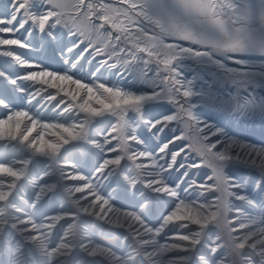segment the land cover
I'll return each instance as SVG.
<instances>
[{
    "label": "snow or ice",
    "instance_id": "6c2138e0",
    "mask_svg": "<svg viewBox=\"0 0 264 264\" xmlns=\"http://www.w3.org/2000/svg\"><path fill=\"white\" fill-rule=\"evenodd\" d=\"M9 5L12 11L0 18V33L14 35L23 29L31 36L38 31L53 45L60 67L33 63L12 50L3 52L28 71L17 79L0 71V77L13 85L18 79L32 82L35 91L23 86L19 91H27V101L40 106L33 113L12 108L0 98V107L7 110L0 119V252L7 255V264H264V147L243 144L194 111L208 106L264 120V0H9ZM13 45L31 47L23 39L0 36V46ZM90 52L107 59L87 72L85 82L81 62ZM150 64L155 66L149 68ZM105 66L122 68L143 87L98 82L93 73ZM209 66L220 82L232 86L231 92L222 96L211 87L198 89L196 82L202 77L184 76L185 69L195 73ZM68 85H74L75 91L66 90ZM49 101H55L53 107L63 104L62 112L68 113L64 122H45L41 117L40 109ZM73 109L78 110L75 119ZM154 111L160 115L145 119ZM129 113L135 114L132 120L126 119ZM105 117H115L116 122L97 120ZM137 120L154 129L153 135L173 122L183 123L185 129L195 122L198 135L191 141L182 130L155 154L138 151L132 143L144 141L133 126ZM93 123L108 125L100 129L105 133L102 139L89 135ZM185 139L190 142L169 151L170 144ZM82 144L92 145L100 155L105 151L116 155L95 164L89 175L75 163L60 164L61 149L72 150L65 145ZM242 144L248 151L231 150L232 145ZM181 153L185 155L178 163ZM193 153L199 161L186 165ZM142 159L151 164L137 163ZM122 161H130L136 174L128 171L127 164L121 167ZM41 162H51L48 167L56 163L61 179L82 182L65 186L69 194L82 195L71 210L38 222L34 218L38 206L61 188L59 181H44L51 175L46 169L34 178L33 170ZM202 166L210 170L206 179L211 183H188L210 196L203 203L182 199L178 189L189 176L188 168ZM236 166L258 168L255 194L241 183ZM147 167L153 171L144 172ZM65 168L72 171L65 173ZM229 168L234 169L231 174ZM180 169L184 171L173 179L170 173ZM113 177L118 186L126 182L133 198L139 193L136 210L119 208L103 194L101 180ZM28 185L33 192L26 199ZM165 197L174 198V206L167 214L160 213L156 225L150 224L153 205H167ZM238 202L258 211L246 212ZM83 217L103 223L96 225ZM166 230L175 234L171 242L161 244L157 238ZM98 237L121 240L130 250L119 253L114 246L98 242Z\"/></svg>",
    "mask_w": 264,
    "mask_h": 264
},
{
    "label": "rangeland",
    "instance_id": "374dc122",
    "mask_svg": "<svg viewBox=\"0 0 264 264\" xmlns=\"http://www.w3.org/2000/svg\"><path fill=\"white\" fill-rule=\"evenodd\" d=\"M115 2V0H113ZM8 5L6 8L5 6ZM12 11L9 0H0V18H5L6 13H10ZM27 27V26H26ZM61 31L66 32L65 29H61ZM0 36L3 38H20L23 39L31 44V47L28 49H23V51L20 52L19 55H21L22 58L30 60L35 63H43L45 66H48L49 68L51 66L54 67H60L59 60L57 59L56 54L53 52V45L49 44L47 40H45L38 31L32 32L31 36H28L27 33L23 29L13 34L8 33H0ZM93 40H95V36L91 37ZM71 39V38H67ZM66 39V42H67ZM173 42V41H169ZM7 48L6 46H0V71L5 72V74H8L14 79H17V77L22 76L28 71L27 69H24L19 66V64L10 58H6L3 55L2 49ZM83 47V45L81 46ZM110 51V50H109ZM93 56H95L94 53H89L85 56L84 61L81 63L84 64L85 67V73H83L85 77V82H88L87 72L91 71L95 67L99 66V61L107 59L106 55H99L95 56L93 59ZM85 61H90V64L85 63ZM112 63V61H109V64ZM154 64H150L148 67L152 68L154 67ZM195 67V66H194ZM121 72H123L122 68H107L105 66L101 69L100 73H93V75L97 78L98 82H104L107 83L108 86H117V87H143V85H136L134 83L133 77L130 76L127 72H123V76H121ZM193 75H198L202 77L201 79H198L196 84L198 89H203L204 91H208L211 87L214 89L217 93L221 94L222 96H225L229 92L232 91L231 85H225L222 82H220L215 74V70L212 69L210 66L207 68H198L197 72H191L188 69L184 70V76L188 79H191ZM32 83H27V81L23 80H17L16 85H10L6 83V80L4 78L0 77V98H3L7 103H9L10 107L15 109H23L28 110L30 112H35L38 108H40L39 105H36L35 101H32L29 103L26 99V96L28 95V92H21L19 91V88L21 86L25 87L26 89H29L31 91H35V88H30V85ZM262 94V93H258ZM68 98V97H67ZM60 97L57 98L59 100ZM69 99V98H68ZM69 102H71L69 100ZM54 103L52 104L51 101L47 102L45 106L40 109V115L41 117L48 122H55L60 121V119H63L65 116L68 115V113H63L62 109L63 107H60L61 105H57L53 107ZM167 108H171L172 106H166ZM77 109H73L72 113L75 119V113L77 112ZM196 114L207 123H210L212 125H215L216 127L223 128L229 136L235 137L238 140H242L246 142L247 144L254 145L256 148H262L264 147V120H261L260 118H241L235 114H232L230 112L224 111L220 108H214V107H208V106H202L198 107L194 110ZM7 112L6 109L3 107H0V119L4 118L5 113ZM166 114H171L170 112ZM159 111H154L150 114H146L145 119L150 118L151 116H159ZM135 114L129 113L128 117L126 119L132 120L134 118ZM84 114H79V119H83ZM108 120L111 119L112 123L116 122L115 117H105V118H97V120ZM72 122V121H69ZM134 127L137 129V135L144 141L143 144H135L132 143V147L138 151H150L154 154L158 152L159 146L162 145V143L167 142L170 138H174L176 135H180L181 131L184 130V134L190 138L191 141H195L197 137V130L195 122H189V127L185 129V125L183 123L177 124L176 122H173V124L169 125L168 128L164 130L163 133H159L156 135H153L155 133V130H149L142 122L136 121L133 124ZM107 124H97L93 123V125L89 129V135L94 136L98 139H102L104 132H101V128H107ZM213 141L217 139V137L213 136L211 137ZM223 139V138H221ZM189 139L185 140H179L177 144L171 146L169 145V151H175L178 150L181 146H184L190 142ZM116 141H112V146H115ZM221 146L218 145V148ZM65 148L72 149L71 151L64 152V149H61V156L63 159L60 160L61 163H65V161H69L71 163H75L77 169L82 172L85 175H89L93 172V166L97 164L98 162H102V159L105 158H111L116 153L107 152L105 151L104 154L100 155L99 150L95 149L90 144H82L81 147L78 148H72V145H65ZM235 148V147H234ZM185 155V153H181V156L177 158L178 163L181 161V158ZM199 161V158L195 156V154H189L188 159L184 162H187L186 165H190L188 163H194ZM51 162H41L34 168V178L35 174H39L40 176H43V171L46 169L48 170L51 175L50 177H43L44 181H47L48 183H54L59 181L61 184V188L58 190V193L56 195H51L49 197H46L42 202L41 205L38 206V210L34 213V218L37 219V221L43 220L44 216L50 215L52 213H57L60 211H69L74 207L73 201V195L69 194L66 191L65 183H68L69 187H72L76 185V182H73L71 180L67 179H61L59 176V167L56 163H52L51 167H48V164ZM160 163H164L163 160L160 161ZM125 164H127L128 171L135 175L136 169L134 165L130 161H122L121 167H124ZM258 164V163H257ZM79 167V168H78ZM66 171H72L71 168H65ZM233 168H229L228 171L231 174L233 171ZM236 170L238 171V176L240 177L241 183H244L250 191L255 194L256 188L254 187L256 184L260 181V173L258 168H251V167H244V166H236ZM145 171V169H144ZM184 169L180 170H173L170 175L173 179L180 176V173L183 172ZM189 176L187 180L183 184L180 185V188L178 191L180 192V197L182 199H185L187 201H198L200 203L205 202V197L210 196L209 193H201V191L198 188L191 187L188 183L190 180H195L197 184L205 182L206 174H210V170L202 166L199 169H192L188 168ZM125 174H128L126 172ZM169 175V174H166ZM198 176H201L200 179L197 180ZM122 179V177H121ZM211 183V181H209ZM102 192L105 194L110 200H112L113 203L116 204L119 208H125L129 210H136V204L139 201V193L137 192L135 195V198H133V190L126 188V182L122 185H117L115 183V177H113L110 181L105 182L101 180ZM137 188H140V185H137ZM26 195V199L32 195L33 188L32 185H28L24 189ZM77 195H82L81 193H78ZM165 200L168 201L167 205H162V203H155L153 205L152 213L149 216V223L156 225L157 224V217L160 215V213L167 214V211H170L172 209V201L174 198L172 197H165ZM238 204L245 209L246 212H253L255 214V211L248 208L246 205H243L242 202H238ZM174 206V205H173ZM28 210V209H26ZM31 211V210H29ZM83 219L94 222L96 225H100L103 222L99 220H95L93 217H83ZM60 224H66V221H60ZM59 227V226H58ZM195 227V226H193ZM113 232H123L124 230L119 229H112ZM172 234H175L173 232H167L165 234H162L161 237H158L157 239L161 244L165 242H171L170 236ZM98 242L103 244H109L114 246L115 250H117L119 253H124L129 251L130 249L126 246L125 243H123L121 240H108L104 238L98 237ZM128 243H132L131 239H129ZM0 261L3 262V264H7L8 257L5 253L0 252Z\"/></svg>",
    "mask_w": 264,
    "mask_h": 264
},
{
    "label": "bare ground",
    "instance_id": "6f19581e",
    "mask_svg": "<svg viewBox=\"0 0 264 264\" xmlns=\"http://www.w3.org/2000/svg\"><path fill=\"white\" fill-rule=\"evenodd\" d=\"M7 48H4V49H2V52H5V51H7V50H12V51H14L16 54H20V52L21 51H23V48H19L18 46H15V45H13V46H6ZM25 50V49H24ZM21 56V55H20ZM4 57H6V58H10V59H12V60H15L13 57H9V56H5L4 55ZM30 61V60H29ZM32 62V61H31ZM33 63H35V62H33ZM50 68H52V69H55V68H58V67H54V66H51ZM26 74V73H25ZM6 76H9L8 74H6ZM11 77V76H10ZM3 78V77H2ZM12 78V77H11ZM12 79H14V78H12ZM4 80H6V83L7 84H10V85H13L11 82H10V80H7V79H5L4 78ZM27 83H32V82H30V81H27ZM38 87V86H37ZM66 90H68V91H75V86L74 85H68L67 87H66ZM49 91H52V92H54L55 90L54 89H49ZM61 95H63V93H61ZM81 95H82V93H81ZM59 97V96H58ZM57 97V98H58ZM69 98V97H68ZM67 97H65V99L66 100H70V98L68 99ZM79 102V101H78ZM51 103L53 104L54 103V101H51ZM60 107H63V104H61V106ZM62 122H64L63 121V119H60ZM204 121V120H203ZM45 122H48V121H45ZM210 124V123H209ZM47 138V137H46ZM179 140H177V141H175V143H173V144H170L171 146H173V145H175V144H177V142H178ZM241 142H243V144H247L246 142H244V141H242V140H240ZM243 144L241 145V146H237V145H232L231 146V150L232 151H248V149H246V148H244L243 147ZM235 147V148H234ZM255 159H256V162L259 164L260 163V157H255ZM198 162V161H197ZM137 163H144V164H146V165H150L151 164V161L150 160H139V161H137ZM61 164H63V163H61ZM185 164H187V162H185ZM188 164H192V163H188ZM77 168V167H76ZM79 168V167H78ZM191 168V167H190ZM192 169H194V168H192ZM153 171V169L151 168V167H147V168H145V171L144 172H152ZM71 172V171H70ZM65 173H69V171H66ZM43 175V174H42ZM47 177H50V176H47ZM144 179H148L149 177H147V176H145V177H143ZM201 178V176H198V178H197V180L198 179H200ZM73 182H76V185H78V184H80V183H82V182H80V181H73ZM205 182H207V183H210L209 181H205ZM65 186H67V187H69L68 186V183H65L64 184ZM78 193H74V194H71V195H73V199H76V198H78V197H80L81 195H77ZM91 199V197H89V200ZM81 203H86V201H81ZM170 207H173V205L172 206H170ZM123 209H125V208H123ZM127 210H129V209H127ZM60 212H62V211H60ZM57 213H59V212H57ZM57 213H52V214H50V215H55V214H57ZM193 227V226H192ZM172 235H174V234H172ZM171 235V236H172ZM170 236V237H171ZM149 251H151V249L149 248L148 249Z\"/></svg>",
    "mask_w": 264,
    "mask_h": 264
}]
</instances>
